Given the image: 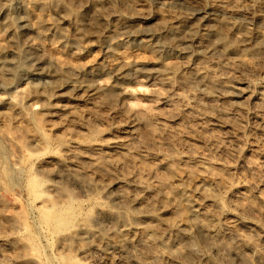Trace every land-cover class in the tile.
Returning a JSON list of instances; mask_svg holds the SVG:
<instances>
[{"label":"rangeland","instance_id":"374dc122","mask_svg":"<svg viewBox=\"0 0 264 264\" xmlns=\"http://www.w3.org/2000/svg\"><path fill=\"white\" fill-rule=\"evenodd\" d=\"M62 4L0 0V264H173L190 204L187 264H264V0Z\"/></svg>","mask_w":264,"mask_h":264},{"label":"bare ground","instance_id":"6f19581e","mask_svg":"<svg viewBox=\"0 0 264 264\" xmlns=\"http://www.w3.org/2000/svg\"><path fill=\"white\" fill-rule=\"evenodd\" d=\"M35 1L44 6L55 7V8L63 7L62 0H35ZM102 1L104 0H94V3L99 4ZM66 11L70 13L71 8L66 7ZM222 43L223 45L228 44L225 40H223ZM129 65H130V62L124 61L119 67L120 72L123 73L124 71L122 70L123 67L129 66ZM193 78L201 79V76H199L196 73V74H193ZM108 86L109 84L98 83L99 89H104L105 87H108ZM26 89L27 87L20 88L19 93L24 94L26 92ZM145 90L146 89L143 85H139L136 88H133V87L126 88L125 92L130 95H135L137 92H144ZM1 99L2 97H0V100ZM65 164L72 165L66 160H65ZM70 170H71L70 173L73 174V176L77 179L80 175H86L89 173L88 169H86L85 167L70 168ZM108 196L113 201H117L121 203H128L130 204L131 207H134L137 210L135 221L140 222V224L142 221H144L145 223L142 225L146 229L152 230L153 225H154L153 223L155 221L160 220V216L153 210L151 205L147 203L145 198L140 196L139 194L121 190V191H118L117 193L109 192ZM111 215L114 216V220L118 223H126L127 221V219L125 218L126 216L124 217L123 215H119V214H111ZM49 217L50 216L48 215L47 219H50ZM201 221L202 219L199 216L198 208H195V204H190L188 206V224L186 225V228L181 231L184 237V240H186L184 244V251L182 250V240L180 238H177L176 240L170 242V244L168 243V246L172 248L171 252L173 253L172 254L173 264H177V263L187 264L188 262H190V259L188 258V256L192 254H196L197 252L196 244L191 240L192 230L194 227H197L198 225H203L204 222L203 224H201ZM168 223L170 224V226H173V227L178 226V222L176 219L169 220ZM228 229L229 231L227 233V236H228L229 241L225 243V248L228 250V253H231V254H234V255H237L243 258V256L246 253V250L248 249H251V250L254 249V251L257 252V249L254 248V245L250 243L248 238L237 229V224L229 225ZM93 234L94 232L91 229H86L84 235L91 236ZM70 237L71 238H69V240L73 239L72 236ZM213 248L216 249L218 252H221V249H222L220 246H217L215 244L213 245ZM221 254H222L221 257L223 259H226L227 257L226 253L221 252ZM152 258H153L154 264H158L157 262L158 258H156L155 256H153Z\"/></svg>","mask_w":264,"mask_h":264}]
</instances>
